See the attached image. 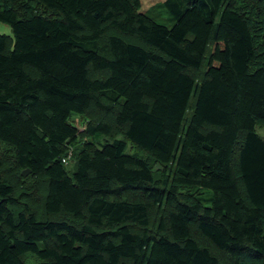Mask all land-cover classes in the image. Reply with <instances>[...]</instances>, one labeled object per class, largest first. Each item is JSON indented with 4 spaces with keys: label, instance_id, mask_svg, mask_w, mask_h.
Instances as JSON below:
<instances>
[{
    "label": "trees",
    "instance_id": "16d2710c",
    "mask_svg": "<svg viewBox=\"0 0 264 264\" xmlns=\"http://www.w3.org/2000/svg\"><path fill=\"white\" fill-rule=\"evenodd\" d=\"M164 5L171 29L140 0H0V144L45 192L38 219L0 156V264H264V0Z\"/></svg>",
    "mask_w": 264,
    "mask_h": 264
},
{
    "label": "rangeland",
    "instance_id": "374dc122",
    "mask_svg": "<svg viewBox=\"0 0 264 264\" xmlns=\"http://www.w3.org/2000/svg\"><path fill=\"white\" fill-rule=\"evenodd\" d=\"M164 4H165V0H140L139 13L145 15L146 17H148L153 22H155L159 25H162V26L166 27L167 29H171L174 26L175 21L168 14ZM0 35H6V36L10 37L12 40L11 45L13 44V33H12V29L10 28V26L0 23ZM128 40L135 42L131 39H128ZM11 49H12V47H11ZM202 70H204V65L202 67ZM93 76L97 77L98 75H97V73L94 72ZM96 110L97 109L95 108L94 109L95 117L100 118V116H103L104 121L112 122V121H109L110 117H107L108 115L98 114V112H96ZM69 122L72 125H74L79 132H81L82 129H84V127L90 121L87 119V114L83 117L78 115V114H71ZM255 129H256L257 134L264 139V127L263 126H256ZM116 138L121 139L122 136L118 135ZM101 139L102 138H100L101 142L108 141V140L110 141V139H106V138H104L102 140ZM87 140L90 141V139H87ZM94 141H99V140H94ZM79 143H81V142H79ZM77 145H75V146H77ZM71 149L72 148H70L68 150V152L71 151ZM127 152L129 154H138L139 156L147 159V161L152 162L150 159H148L147 156H145L143 153L137 151L130 144H127ZM0 156H1L2 161H3V167H2L1 172L14 185L15 193H16V196L18 198V201L32 206L36 211V217L38 219H42L43 213H42L40 204H41V199L42 198L44 199L45 192L43 190V187L40 186L39 184L42 183L43 178L33 176L30 173H28L26 176H23L22 175L23 171H20V169L14 163L12 152L10 151V149L6 145L0 144ZM76 165H77L76 158H72V157L69 159L67 165H65V169H66L69 177H72L73 173L76 171ZM153 170L155 171V173H158V174L162 171L158 165L154 166ZM24 177H26V178L30 177V179L24 180ZM36 190H40L41 195L38 192H36ZM135 199L140 200V197L135 198ZM132 200H134V199H132ZM61 216L66 217L64 215H61ZM157 216H158L157 212L154 209H152L150 211V215H149L150 230H153V225L156 223L155 219L157 218ZM51 218L55 219V216L51 217ZM57 218H60V216ZM192 235L201 247L208 248L214 256H217L208 247L209 246L208 243L205 240L201 239L200 234L197 232V230L195 228L192 229ZM220 257L221 258L218 259V260H220L219 262L224 264L226 257H224V255H222ZM217 258H218V256H217Z\"/></svg>",
    "mask_w": 264,
    "mask_h": 264
},
{
    "label": "built area",
    "instance_id": "2783aa9c",
    "mask_svg": "<svg viewBox=\"0 0 264 264\" xmlns=\"http://www.w3.org/2000/svg\"><path fill=\"white\" fill-rule=\"evenodd\" d=\"M71 154H72L71 151H69L68 154H67V156L62 159V163L64 165H67L69 159L71 158Z\"/></svg>",
    "mask_w": 264,
    "mask_h": 264
},
{
    "label": "water",
    "instance_id": "95a60500",
    "mask_svg": "<svg viewBox=\"0 0 264 264\" xmlns=\"http://www.w3.org/2000/svg\"><path fill=\"white\" fill-rule=\"evenodd\" d=\"M28 173H29L28 170H24V171L22 172V175H23V176H26Z\"/></svg>",
    "mask_w": 264,
    "mask_h": 264
}]
</instances>
